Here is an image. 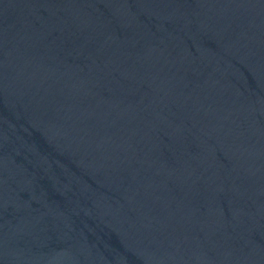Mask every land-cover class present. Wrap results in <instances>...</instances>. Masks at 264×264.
Segmentation results:
<instances>
[{
	"label": "water",
	"instance_id": "95a60500",
	"mask_svg": "<svg viewBox=\"0 0 264 264\" xmlns=\"http://www.w3.org/2000/svg\"><path fill=\"white\" fill-rule=\"evenodd\" d=\"M0 264H264V0H0Z\"/></svg>",
	"mask_w": 264,
	"mask_h": 264
}]
</instances>
